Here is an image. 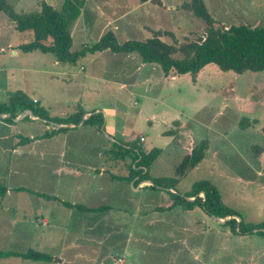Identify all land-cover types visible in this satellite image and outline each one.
Instances as JSON below:
<instances>
[{
    "label": "rangeland",
    "instance_id": "obj_1",
    "mask_svg": "<svg viewBox=\"0 0 264 264\" xmlns=\"http://www.w3.org/2000/svg\"><path fill=\"white\" fill-rule=\"evenodd\" d=\"M7 1L16 12L23 13L40 10L43 1L61 10L65 0ZM193 1L84 0L80 14L69 26L75 44L71 50L77 51L96 43L108 31H113L120 43L131 39L146 40L155 34H160L168 43L197 40L206 33L208 23L190 9L188 5ZM203 2L215 19L216 27L264 26V0ZM100 33L102 36L98 39ZM21 35L23 32L0 11V46H4L0 57H4L5 64L11 57L8 43L12 42L20 49L17 43L22 41ZM87 35L91 36L92 42L83 41ZM24 38L29 40L28 35ZM83 42L85 45L81 47ZM111 55L94 67L104 81H94L90 88L109 81V86L121 94L123 89L117 81L125 80L127 83L136 81L138 89L147 92L145 97L134 94L128 103L127 114L120 113V128L130 140L114 142L110 150L97 151L92 158L95 171L101 169L107 173L97 182L107 185V179L112 181L110 190L104 188L105 193L94 196L92 201L94 205H107L110 209L81 212L64 205L65 209H57L56 213L62 223L67 224L66 230L52 233L46 228L39 236L29 223L12 221L14 213L23 210L25 198L34 196L28 192H13V197L4 199V209L1 210L0 250L25 252L29 249L28 244L34 245V241L40 239L46 241L40 251L51 254L53 259L10 258L9 264H117L119 260V264H264V234L236 233L233 226L226 223L233 218L238 220L233 217L238 215H229L232 218L222 223L198 204L193 209L159 210L170 205L173 199L167 198L163 191L150 189V184L144 183L140 175H134L132 168L141 166L139 158L135 159L136 153L128 151L131 139L142 140L139 144L144 152L155 147L160 149L147 168L148 174L162 185L174 186L175 192L183 194L191 192L196 182L208 180L218 189L224 203L235 209L245 222L263 221L264 70L236 73L210 63L195 74H178L174 70L165 74L159 63L147 62L137 68L142 58L136 53L128 54L126 59L117 56L123 53ZM54 57L52 52L36 49L25 51L16 60L18 64L31 65L32 68L45 64L49 67ZM82 63L87 66L88 60L83 59ZM172 73L174 75L169 77ZM11 80V75H0V81L5 82L0 84V104L9 103L16 92L22 93L14 89L15 85H9ZM22 81L27 82L18 77V83ZM43 81L42 73L32 72L29 87L22 88L24 94L31 100L36 98L33 100L35 107L43 108L49 118H69L74 110L70 105L63 109L64 106L54 103L56 106L52 112L42 106ZM2 93L9 94L6 95L8 101L2 99ZM55 93L63 97L73 96L56 90ZM27 109L31 108H16L12 117L0 115V186L6 188L17 184H26L27 188L34 190L45 188L40 185L45 176H35V171L44 169L54 158L41 161L43 157L39 155L43 152L41 154L39 149L61 146L67 139L70 142L66 138L70 122L43 118L32 109L35 117L24 115ZM17 117L21 118L14 120ZM29 118L45 124L36 122L31 125L30 120H24ZM46 124L50 129L42 136ZM60 124H65L64 128L68 129L59 131ZM140 134L147 135L149 147ZM203 141L207 142L203 160L197 166L187 168L183 174L179 173L177 167L184 156ZM13 148L21 151L12 153ZM48 154L51 153L48 151ZM122 177L124 179H120ZM133 178H137L134 186L130 184ZM53 188L54 185L47 190ZM199 195L205 196L204 192ZM32 203L35 209L39 208L36 201ZM225 217L228 216L219 218ZM7 219L9 223L4 221ZM8 227L12 229L4 231Z\"/></svg>",
    "mask_w": 264,
    "mask_h": 264
},
{
    "label": "trees",
    "instance_id": "obj_2",
    "mask_svg": "<svg viewBox=\"0 0 264 264\" xmlns=\"http://www.w3.org/2000/svg\"><path fill=\"white\" fill-rule=\"evenodd\" d=\"M84 0H65L61 10L43 1L41 9L38 11L18 13L7 0H0V11H3L14 23L15 28L24 35H28L29 40L20 45L24 51L39 49L44 52H52L57 60L62 62L76 63L78 59L84 57L88 52L102 50H111L115 53H136L141 56L144 62L159 63L165 74L174 70L178 74H195L202 67L210 63L217 64L223 70H232L236 73H242L246 70L261 71L264 70V26H252L246 24L219 26L216 27L215 19L208 11L203 0H194L193 4L188 5L194 13L207 21L208 27L206 33L197 40H191L183 43H168L164 41L160 34H155L146 40L131 39L120 43L113 31L105 33L96 43L83 46L77 51H72V35L70 24L80 14V8ZM174 74H170L172 77ZM23 92H16L9 103L0 104V112H9L15 116V109L19 107L31 108L35 114L49 118L47 112L42 108L38 109ZM84 111L70 114L67 119L49 118L58 122L78 123ZM11 116V117H12ZM8 120H12L9 118ZM97 125L98 129L103 131L104 117L102 112L92 113L84 120V125ZM68 128L61 127L59 130ZM48 135V134H47ZM142 140L130 141L131 148L129 152L136 153L135 159L139 158L140 168L134 166L132 171L135 176L140 175L143 180H151L150 189H158L165 192L173 199V202L161 207L159 210H170L174 207L193 209L196 204L203 207L211 215L224 217L229 215L241 216L235 209H232L224 203L218 189L208 180H201L193 185L191 192L178 193L174 186L162 185L161 182L152 178L148 174V168L154 159L160 153V149L153 148L150 151H143ZM114 143V142H113ZM129 145V143L127 144ZM207 142L203 141L196 146L191 153L184 156L177 167L179 173H184L187 168L197 166L205 156ZM147 168V170H146ZM136 183V182H135ZM22 189V188H21ZM7 191V188L0 186V198ZM200 192L205 196L201 197ZM48 198H56L53 195L44 194ZM195 197L194 199H189ZM57 199V198H56ZM65 205L75 207L81 211L100 212L110 209V206L90 207L80 203L64 201ZM226 223L233 226L236 233L264 234V220L259 223L245 222L243 219H231ZM238 227V229H237ZM9 255H19L34 260H52L53 256L49 253L29 249L25 252L3 251L0 250V258Z\"/></svg>",
    "mask_w": 264,
    "mask_h": 264
},
{
    "label": "crops",
    "instance_id": "obj_3",
    "mask_svg": "<svg viewBox=\"0 0 264 264\" xmlns=\"http://www.w3.org/2000/svg\"><path fill=\"white\" fill-rule=\"evenodd\" d=\"M101 33L98 34V39L102 36ZM71 35L73 36L72 49H74V35L73 33H71ZM21 36L23 39L22 41H18L17 45L19 46L22 43L27 42L24 38V35ZM83 41L92 42L91 36H85ZM84 42L81 44V47L85 45ZM7 47L10 48L11 57L8 60L7 64H5V61L3 59L4 57H0V75L2 77L4 74H7L8 76L11 75L12 80L8 81L9 85H15L14 89L22 91L24 93V90H22V88L29 87L31 83L32 72L42 73L44 75V85H42L41 87V97L43 98L42 106H44V108L52 112L53 107H55L56 105L64 106L65 108L63 109H67L66 107L70 105V107L74 109L72 113L84 111L79 124H76L75 122L68 123V126L70 128L66 133L68 134L66 135V138H69L70 142H68L67 139V141L62 143L61 146H53L50 147V149H48L47 147H42L39 149L41 154L43 152L42 155H39V157H43L41 161H44L46 158H54V161L49 162L48 166H45L44 169L38 170L37 168L35 171V176H45L44 181H42L40 184L45 185V188H37V190H34L31 188H27L26 184L24 186L18 184L15 186L8 185L7 191L0 198L1 217V210L4 209V199L6 198V200H8V196L13 197V192L22 191L32 194L34 197H31L32 199L30 197L25 198L23 210H17L14 213V218L12 219V221L20 224L29 223L32 228L36 230L37 233H39V236H41L40 233L46 228L50 229L52 233L58 231L61 232L66 230L67 224L62 223V218L60 216H57L56 212L57 209L60 211L65 209L64 201L80 203L90 207L101 206V204L94 205L93 198L94 196H101V194L105 193L104 188L110 190L112 181L109 180L110 178L107 179V185L101 183L100 181L97 182L98 178L104 176L107 173L105 171H102L101 169H97L99 171H95V161L92 158L95 156L94 154L97 151L104 152L110 150L109 147L114 144L113 142L121 143L128 142L130 140L126 138V133L120 128V113L123 112L127 114V111L129 110L128 103H130L134 94H143L145 97V93L147 91L145 90L144 92H142L141 90H139L136 81L127 83V81L125 80L117 81V83L123 89L121 93L123 94L122 97L121 94L116 92L113 87L109 86V81L107 83H101L99 86L93 87V89L90 88L89 85L94 81H104V79L100 78L96 71H94V67L96 66V64L100 63L101 60L110 57L112 53L116 54L113 51H109V49L96 52H88L84 57L78 59V61L74 64L69 62H60L54 57L55 59H50V61L52 60V62L49 67H47V64H45L46 66L44 67L36 66V68H32L31 65L17 63L16 59H18V56H22V54H25V51L16 48L12 44V42H9ZM3 50L4 46H0V51ZM29 53L30 52H28V54ZM117 56H124L125 59L128 58V54L124 53L123 55ZM83 59L88 60L87 66L83 65ZM146 63L147 62H144L141 59V61H139L137 65V68L145 66ZM98 68H101V66H99ZM6 70L10 71L11 73L7 72ZM14 76H16L15 79ZM18 77H21L23 80L26 79L27 82L22 81L21 84L18 83ZM14 81L16 82V84L14 83ZM3 83L5 82L0 81V84ZM55 90L65 92L73 96L63 97L55 93ZM2 94H4L2 99H7L6 101H8L7 96L9 94ZM110 94H112L113 97H106ZM35 99L33 100L35 101ZM54 103L56 105H53ZM97 112H102L104 117V125L102 127L103 131L101 129H98L97 125L95 124L84 125V120L87 119L92 113ZM24 120H30L28 122H30L31 125L35 124L36 122L45 124L43 121H35L32 118ZM64 125L65 124H60V126L62 127H64ZM44 128L45 129H43V133L41 134L42 136L44 134L46 135V133L50 129L47 124L44 126ZM139 136L144 137V141L147 142V146L149 147L150 140L147 138V135L146 137L145 134H140ZM10 151L14 153L16 151H21V149L15 150L13 148ZM48 151L51 154H48ZM1 161L2 160L0 159V162ZM29 170H31L30 164ZM37 172L39 173L37 174ZM49 176H51L52 178H50ZM120 179H124V177ZM136 179L137 178H133V180L131 181L130 184L132 186L135 185ZM143 181L144 183L150 184V182H147L145 180ZM27 182L30 183L29 181ZM53 185V190H47L48 187H53ZM173 191L176 190L173 189ZM44 194L53 195L57 199L48 198L47 196H44ZM168 197L169 196L167 195V198ZM33 201L37 202L39 208L35 209V206L32 203ZM67 207L75 208L70 206ZM13 208L15 207L13 206ZM4 221L6 223H9L8 219ZM11 229V227H8L7 229L5 228L4 231H10ZM28 245L29 249L40 251L41 249H43V247H45L46 241L42 242L40 239H38V241H34L35 246L33 244ZM10 258H16L14 260H22V258L25 259L26 257L19 255H9L1 257L0 264H9L12 261L10 260ZM4 259L8 260L1 263V261H3Z\"/></svg>",
    "mask_w": 264,
    "mask_h": 264
},
{
    "label": "water",
    "instance_id": "obj_4",
    "mask_svg": "<svg viewBox=\"0 0 264 264\" xmlns=\"http://www.w3.org/2000/svg\"><path fill=\"white\" fill-rule=\"evenodd\" d=\"M31 115L32 117L34 116L35 117V115L33 114V112H32V110L31 109H27V110H25L24 111V115ZM0 115L1 116H11V114L10 113H1L0 112ZM21 117H17V118H14V120H18V119H20ZM55 124V126H58L59 125V123H54ZM145 181H147V182H150V184H152L153 182L151 181V180H145ZM189 199H194V198H189ZM216 217V219H218L220 222H222V223H225L227 220H229V219H231L232 218V216H228V217H225V218H223V219H221V218H219L218 216H215ZM233 217H237V218H239L238 219V221H240L242 218L240 217V216H233ZM264 230V229H263Z\"/></svg>",
    "mask_w": 264,
    "mask_h": 264
},
{
    "label": "built area",
    "instance_id": "obj_5",
    "mask_svg": "<svg viewBox=\"0 0 264 264\" xmlns=\"http://www.w3.org/2000/svg\"><path fill=\"white\" fill-rule=\"evenodd\" d=\"M120 261H121V260H119V261L117 262V264H119V263H120Z\"/></svg>",
    "mask_w": 264,
    "mask_h": 264
}]
</instances>
